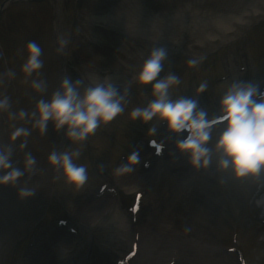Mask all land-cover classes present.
I'll use <instances>...</instances> for the list:
<instances>
[{
    "label": "rangeland",
    "instance_id": "obj_1",
    "mask_svg": "<svg viewBox=\"0 0 264 264\" xmlns=\"http://www.w3.org/2000/svg\"><path fill=\"white\" fill-rule=\"evenodd\" d=\"M3 1L0 0V5ZM49 3L53 7L44 2L18 0L1 11L0 95L9 97V111L31 112L36 100L41 95H50L65 77L81 80L85 85L95 78H107L118 90L128 89V105L122 114L101 125L83 143L78 162L88 166L89 179L80 188L68 185L47 162L53 148L62 151L77 147L63 130H55L49 122L46 133L41 134L32 127L31 120L14 119L8 112H0V145L10 146L18 163H22L25 151L37 159L36 171L27 178L35 189L32 197L21 200L15 188L0 186V264H37L44 254L52 260L59 245L54 246V251L49 248L45 231L51 223L63 219L78 226L82 239L76 244L65 234L58 241L59 244L67 241V250H71L73 257L69 264H105L128 256L132 245L138 251L127 264H236L233 256L220 253L230 246L226 234L232 230L229 228L224 236L221 230L225 224L221 222L224 218L234 221L230 217L236 205H231V200L247 195L244 200L251 209L249 214L257 218L262 213V208L256 206L259 197L256 195L263 192L257 185L264 182V173L255 178L236 179L230 172L217 171L215 156L207 170L194 171L187 156L175 150V142L183 138L181 135L167 137L163 142L165 154L154 157L145 143L140 145L141 139L152 136L148 134L152 122L131 121L128 111L151 99L150 85H138L134 74L153 47H163L167 52L160 75L171 72L181 78L174 95L192 97L198 83L207 80V90L196 98L210 118L218 114L220 96L232 80L262 83L264 0ZM56 28L66 41V59L54 38ZM29 40H35L42 49L43 68L35 78L44 81V93L33 91L32 78L21 70L26 55L24 46ZM192 57L201 58L197 69L186 64ZM10 70L15 72L14 77L7 75ZM17 126L30 129L24 150L18 148L20 139L10 141ZM216 129L214 137L218 134ZM212 143L214 139L209 146ZM132 152L138 154L139 164L130 173L115 174V169ZM173 158L176 159L171 161ZM179 176L185 184L173 186ZM103 185L107 187L100 196L98 192ZM131 186L137 189L127 191ZM138 193L142 195L140 211L126 216L127 229L118 226L112 221V213L130 212L127 209ZM88 207H103L105 212L83 217ZM205 218H210L212 224L218 223L219 229L208 231ZM240 242L249 264H264V228L260 230L248 222Z\"/></svg>",
    "mask_w": 264,
    "mask_h": 264
},
{
    "label": "clouds",
    "instance_id": "obj_2",
    "mask_svg": "<svg viewBox=\"0 0 264 264\" xmlns=\"http://www.w3.org/2000/svg\"><path fill=\"white\" fill-rule=\"evenodd\" d=\"M61 48L66 41H58ZM26 53L21 66L26 77H31L33 91L44 93L45 83L37 79L43 68L42 49L35 40H29L24 46ZM167 52L163 47H153L144 57L134 79L140 86L150 85L151 99L142 105H136L128 111V119L142 123L152 122L148 134L156 132V126L163 122L171 134L186 133L175 142V150L187 156V163L193 170H207L213 163L218 172H230L236 179L258 177L264 173V91L258 85L240 80L228 83L220 96L218 115L210 118L208 113L198 106L199 94L208 88L207 80L198 83L192 97L174 95L173 91L181 84V78L174 73L163 76V64ZM201 58L187 59L189 68L197 69ZM7 75L15 76L14 71ZM128 89L118 90L109 79L95 78L85 85L83 81H72L65 77L59 86L47 97L41 95L34 109L27 112L20 109L9 111V97L0 95V112L19 120H31L32 127L41 134L46 133L49 122L55 130H63L72 145L58 151L53 148L47 156L48 164L59 171L64 181L74 188L83 187L89 179L88 166L80 163L81 147L85 140L94 135L101 125L109 124L125 111L128 105ZM217 125V133L213 131ZM30 129L14 127L10 141L20 139V150L26 148V138ZM214 143L209 146V142ZM159 153L163 145L152 142ZM140 158L132 152L125 163L115 169V174L123 175L133 171ZM37 169L36 157L24 152L22 163L13 159V149L0 145V186H10L17 190L21 200L34 195L35 189L27 183Z\"/></svg>",
    "mask_w": 264,
    "mask_h": 264
},
{
    "label": "bare ground",
    "instance_id": "obj_3",
    "mask_svg": "<svg viewBox=\"0 0 264 264\" xmlns=\"http://www.w3.org/2000/svg\"><path fill=\"white\" fill-rule=\"evenodd\" d=\"M183 179L184 178L182 176H179L177 179H175L172 182V185L182 186L183 184H185ZM136 189H137L136 186H131L129 187L127 191H134ZM258 204L264 207V196L259 199ZM104 212L105 211L103 207H93V208L88 207L84 209V212L82 214L84 215L83 217H86V215L95 216V215L102 214ZM112 221H114L118 226L122 228H125V229L128 228V220L126 218V215L123 212L112 213ZM65 242L67 243V241ZM65 242H63L62 244H59L57 242V244L59 245V250L57 252V255L53 254L52 260L49 259V257H46L47 256L46 254H44L39 258V260L37 259L38 260L37 264H45L46 262H49V261L50 263H52V261L54 262V260H55V263L57 264H69L70 260H72L73 257H72V253H70L71 250H67L69 247L68 245L65 244Z\"/></svg>",
    "mask_w": 264,
    "mask_h": 264
}]
</instances>
